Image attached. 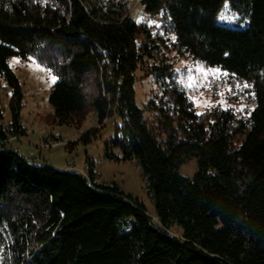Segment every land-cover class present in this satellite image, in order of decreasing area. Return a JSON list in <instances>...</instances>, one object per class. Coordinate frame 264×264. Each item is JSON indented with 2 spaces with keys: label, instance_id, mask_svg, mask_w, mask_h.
Here are the masks:
<instances>
[{
  "label": "trees",
  "instance_id": "trees-1",
  "mask_svg": "<svg viewBox=\"0 0 264 264\" xmlns=\"http://www.w3.org/2000/svg\"><path fill=\"white\" fill-rule=\"evenodd\" d=\"M130 1L0 0V264H264V0H139L160 23L161 44L248 85L252 109L202 113L168 68L162 96L137 105L135 72L159 45L131 16ZM225 5L248 26L219 24ZM12 57L34 58L57 78L49 125L81 127L92 112L100 126L121 117L106 155L140 165L158 223L92 169H59L8 145L27 135ZM99 131L66 148L90 144ZM192 157L198 169L184 177L179 166Z\"/></svg>",
  "mask_w": 264,
  "mask_h": 264
},
{
  "label": "rangeland",
  "instance_id": "rangeland-1",
  "mask_svg": "<svg viewBox=\"0 0 264 264\" xmlns=\"http://www.w3.org/2000/svg\"><path fill=\"white\" fill-rule=\"evenodd\" d=\"M130 13L138 23H145L152 32L156 45L151 44L150 56H146L135 72V97L139 107L145 108L151 100H158L164 93V83L161 72L171 70L172 77L188 93L194 102L197 112L202 113L213 107L231 109L235 112L252 109L247 102L246 87L241 83H232L226 71L220 68L205 66L198 59L188 55H179L158 41L160 23L144 11L139 0L130 1ZM218 23L233 28H246L248 21L228 5L218 16ZM9 64L20 79L24 92V107L22 124L27 135L22 138L9 140L8 145L26 158L43 159L59 169H68L88 174L93 170L97 182L107 185H117L126 194L138 199L147 209L148 214L156 218L155 202L149 190L147 179L136 161L110 159L106 155V144L115 136L117 128L122 125V119L114 114L106 119L104 125H99L97 112H92L81 127L66 125H49L45 117L52 112L49 96L57 78L46 67L34 58L21 59L12 57ZM53 77L55 81L53 82ZM2 99L4 109V125L11 121L9 101L11 91L6 83H2ZM149 125L156 127L154 116L145 112ZM104 126L103 128H101ZM100 128L97 138L84 145L79 143L71 151L66 145L77 141L82 135L93 129ZM15 137V136H11ZM10 137V138H11ZM0 142V147H1ZM114 155L121 156L119 150ZM198 169V159L192 157L179 166V173L193 178ZM172 233L181 236L178 227Z\"/></svg>",
  "mask_w": 264,
  "mask_h": 264
},
{
  "label": "built area",
  "instance_id": "built-area-1",
  "mask_svg": "<svg viewBox=\"0 0 264 264\" xmlns=\"http://www.w3.org/2000/svg\"><path fill=\"white\" fill-rule=\"evenodd\" d=\"M14 138L17 139L18 137H11V138H9V140H12V139H14ZM9 140H8V141H9ZM3 143H4V142H3ZM3 143H1V147H2ZM81 173L87 176V174H85V173H83V172H81Z\"/></svg>",
  "mask_w": 264,
  "mask_h": 264
},
{
  "label": "snow or ice",
  "instance_id": "snow-or-ice-1",
  "mask_svg": "<svg viewBox=\"0 0 264 264\" xmlns=\"http://www.w3.org/2000/svg\"><path fill=\"white\" fill-rule=\"evenodd\" d=\"M53 79V82L55 81V77L52 78ZM244 87H248V85H245Z\"/></svg>",
  "mask_w": 264,
  "mask_h": 264
},
{
  "label": "crops",
  "instance_id": "crops-1",
  "mask_svg": "<svg viewBox=\"0 0 264 264\" xmlns=\"http://www.w3.org/2000/svg\"><path fill=\"white\" fill-rule=\"evenodd\" d=\"M12 148H13V147H12ZM43 161H45V160L43 159ZM37 162H38V163H43L42 160H41V162H40L39 160H37Z\"/></svg>",
  "mask_w": 264,
  "mask_h": 264
}]
</instances>
